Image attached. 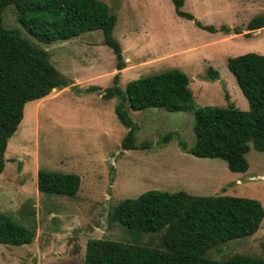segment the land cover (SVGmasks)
Returning a JSON list of instances; mask_svg holds the SVG:
<instances>
[{
	"label": "rangeland",
	"instance_id": "obj_1",
	"mask_svg": "<svg viewBox=\"0 0 264 264\" xmlns=\"http://www.w3.org/2000/svg\"><path fill=\"white\" fill-rule=\"evenodd\" d=\"M100 1L115 17L112 35L125 68L117 71L100 31L39 45L70 85L27 103L7 143L0 213L33 228L35 237L29 245H0V264H83L86 243L94 239L157 247L161 234L137 235L111 221L120 201L148 191L249 198L264 210V153L250 145L248 170L231 173L223 160L189 154L195 143L193 111L135 112L127 106L138 149L125 150L128 129L114 111L119 100L103 96L115 87L117 73V87L125 92L134 80L178 70L189 80L194 107L248 110L226 61L247 53L264 56V28L246 31L251 19L264 15V0H185L181 10L194 21L178 17L171 0ZM2 24L36 44L18 24L13 6L4 10ZM209 68L217 72L216 80L207 78ZM39 170L77 175L78 193L73 198L39 193ZM233 255L264 260V218L254 235L206 256L223 260Z\"/></svg>",
	"mask_w": 264,
	"mask_h": 264
},
{
	"label": "trees",
	"instance_id": "obj_2",
	"mask_svg": "<svg viewBox=\"0 0 264 264\" xmlns=\"http://www.w3.org/2000/svg\"><path fill=\"white\" fill-rule=\"evenodd\" d=\"M171 2L178 17L195 20L181 10L185 0ZM8 6L16 9L18 24L36 44L24 38L19 29L3 26L2 14ZM114 25V15L100 0H0V175L5 168L7 143L23 119L24 106L70 85L50 63L49 53L39 45L49 46L100 31L103 43L115 55L116 69L120 72L125 64L121 48L112 35ZM263 28L264 15L254 17L246 25L248 32ZM232 33L241 34L234 30ZM226 66L248 101L246 111L231 105L194 107L189 80L178 70L134 80L127 84L125 92L117 87L119 73L115 74V87L103 96L119 100L115 115L128 129L123 148L138 149L126 106L135 112L193 111L195 143L189 154L201 159L223 160L231 173H245L249 167L246 155L250 145L264 153V56L247 53L230 57ZM207 78L216 80L218 74L209 68ZM79 187L80 178L75 174L37 172V190L41 194L73 198ZM263 218V207L254 199L148 191L135 199L120 201L113 209L111 221L137 235L161 234L160 244L149 247L138 241L122 244L89 240L83 264H264L263 259L247 255H233L223 260L206 256L210 250L230 241L254 235ZM34 237L33 228L0 213V245H29Z\"/></svg>",
	"mask_w": 264,
	"mask_h": 264
}]
</instances>
